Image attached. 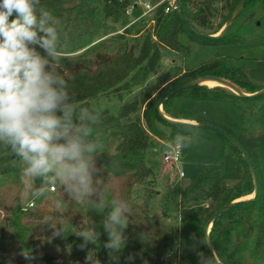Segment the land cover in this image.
Segmentation results:
<instances>
[{"label":"trees","instance_id":"1","mask_svg":"<svg viewBox=\"0 0 264 264\" xmlns=\"http://www.w3.org/2000/svg\"><path fill=\"white\" fill-rule=\"evenodd\" d=\"M240 1L179 0V3L180 11L192 27L215 35L228 22ZM253 1L245 3L221 35L204 37L190 30L177 10L165 0L155 10L151 18L152 30L146 34L136 53L124 42L128 35L140 32L135 29L137 25L146 22L145 18H139L143 12L141 5L133 8L132 15L126 13L134 0H41V7L59 21V51L82 50L77 56L81 58L79 61L66 67L58 65L57 71L69 80V91L74 95L75 104L94 110L99 117L90 137L97 146L94 155L119 139L117 149L122 156L124 173L110 174L97 166L101 170L99 178L106 199L109 202L123 199L130 204L129 223L124 229L126 241L119 254V264H200L197 253L211 256L210 246L217 254L218 264H264V130L253 133L255 123H264V92L257 93L264 89V84L250 78L243 59L221 56L184 70L176 77L169 72L157 74L163 49L188 56L197 45L243 42L247 31L242 28L243 24L254 20V13L242 15L245 7ZM218 17L220 20L215 24ZM108 21L120 23L123 32L97 41L116 31L112 25L107 26ZM109 28L113 29L109 31ZM201 77L227 80L248 94L243 96L218 85L192 84L167 98L162 104L163 113L173 119H190L225 130L242 150L216 131L223 142L222 154L229 144L242 175L239 181L229 185L224 176L209 175L204 168L201 169L180 188V203L193 209L183 212L179 221L174 223L166 208L160 206L156 210L150 205L157 191L146 181L155 171L146 163L145 157L150 148L157 147L152 136L160 133L158 124L169 126L173 131L184 126L203 127L168 121L158 109L168 90ZM138 85L142 86L141 93L124 101L116 112L110 109L96 111L90 104L91 100L106 93H131ZM178 96L229 102L234 107V117L243 126L236 129L200 110L176 111L172 108V101ZM140 108L142 115L133 118ZM243 151L252 162L258 184L256 196L247 200L239 198L253 193L255 182ZM22 171L10 147L0 143V264H86L87 252L93 249L101 264H117L109 259L108 250L103 246L107 241L102 227L106 213H97L66 193L63 196L71 211L50 202L39 208L23 210L21 201L26 177H22ZM36 181L41 182L40 179ZM137 188L145 190L141 200ZM227 205L209 227L216 212ZM46 217L49 218L47 223H56L57 227L65 224L68 234L49 239L53 230L46 224ZM85 221L101 235L98 245L88 244L82 250L79 245L83 239L74 232ZM25 251L33 258L26 259L22 254ZM129 256L132 259H128Z\"/></svg>","mask_w":264,"mask_h":264},{"label":"clouds","instance_id":"2","mask_svg":"<svg viewBox=\"0 0 264 264\" xmlns=\"http://www.w3.org/2000/svg\"><path fill=\"white\" fill-rule=\"evenodd\" d=\"M58 24V19L41 7V0H0V143L25 163L22 177L41 180L36 195L58 184L69 198L106 213L102 227L107 241L103 246L109 259L119 264L130 204L123 199L109 202L105 197L101 170L94 159L97 146L90 140L99 117L94 110L75 104L69 80L57 71L61 59ZM195 135L177 134L166 147H184ZM63 203L58 200L57 207ZM48 219L46 224L53 230L49 239L68 234L65 224L57 227L47 223ZM74 233L83 239L82 250L88 244L98 245L101 235L86 221ZM22 254L33 258L30 252ZM197 254L200 264H218L215 250L211 256ZM85 259L86 264H101L94 249Z\"/></svg>","mask_w":264,"mask_h":264},{"label":"rangeland","instance_id":"3","mask_svg":"<svg viewBox=\"0 0 264 264\" xmlns=\"http://www.w3.org/2000/svg\"><path fill=\"white\" fill-rule=\"evenodd\" d=\"M137 1L140 4L147 0ZM168 1L175 2V0ZM251 12L254 13V20H248L243 24L244 26L242 28L247 30L244 33L245 40L243 42L233 45H207L205 47L197 45L193 47L188 56H181L179 53L168 48L163 49L159 65L157 67V74L169 72L172 76L176 77L184 70L195 68L201 63L221 56L235 60L243 59L246 63V69L250 78L256 83L264 84V2L261 0H254L251 5L245 7L242 17ZM153 14L154 12L152 11L142 17L143 19H146L145 24H139L135 28L136 30L140 29V32L128 35L124 40L128 47L134 48L136 53H138L140 45L142 44L146 34L152 30L151 18ZM219 20V17L215 19V24H217ZM111 25L116 31L101 37L97 41L108 38L111 35L122 33L124 30L120 23L108 21L107 26ZM112 29L113 28H109V31ZM219 32L217 34H219ZM37 50L40 51L42 55L44 54L42 49L37 48ZM81 52L82 50L61 53L59 65L66 67L68 64L71 65L79 61L81 58L77 56ZM152 78L153 77H151L150 80ZM205 85H218L226 87L215 82L207 83ZM226 88L233 91L228 87ZM141 89L142 86L138 85L133 88L131 93L125 92L121 95L106 93L91 100L90 104L96 111H99L100 109H110L111 111L116 112L124 101L130 99L133 95H139L141 93ZM172 108L179 112H185L187 110H200L205 112L208 116L223 120L236 129H240L243 126V124L234 117L235 110L233 105L229 102L194 100L188 97L178 96L173 99ZM160 109L163 112V105ZM141 115L142 108H140L138 112L133 115V118ZM157 128L160 133L158 132L157 135L155 134L152 136L153 142L157 144V147L150 148L145 157L146 163L153 167L155 174L153 177H150V180L146 181V184L150 182L149 186L157 191V194L150 201V205L156 210L160 209V206L166 208L170 214V220L172 222L177 223L183 212L193 209L192 206H183L180 203V188L201 169L204 168L206 173L209 175L224 176L229 185H232L240 180V166L232 154L230 145H226V149L222 154L223 142L214 129L204 126L198 129L184 126L178 127L173 131L171 127L162 124H158ZM262 130H264V123H255L253 133L257 134ZM173 132L176 134H173ZM187 132L190 134L184 135L190 136L192 133H195L196 135L193 136L191 141L183 147L181 166H174L171 163L165 162L163 159L164 154L169 150L166 147L167 144L173 142L177 134L183 135V133ZM161 136L165 137L161 138ZM118 143L119 139L114 141L101 153L94 155V159L97 166L105 172L120 175L124 173V170L121 166L122 156L117 149ZM16 162L22 170L26 167L22 159L17 156ZM180 170L184 172V177H179ZM41 183L42 182H37L36 179L33 181L31 178L26 177V185L23 190L21 201L22 207L29 203L30 200H33L36 203L34 208L42 207L47 202L53 203L57 206V201L63 200V206L59 208L71 211V208L68 206L63 196V188L58 184L55 185V191H51L49 188V191L45 194L36 195V190L40 187ZM136 191L138 198L141 200L145 190L137 188ZM253 193L244 195L239 199H249L252 197L250 195ZM200 204L201 203L197 205Z\"/></svg>","mask_w":264,"mask_h":264},{"label":"water","instance_id":"4","mask_svg":"<svg viewBox=\"0 0 264 264\" xmlns=\"http://www.w3.org/2000/svg\"><path fill=\"white\" fill-rule=\"evenodd\" d=\"M248 0H241L239 2V4L236 6V8L234 9L230 19L228 20V22L225 24V26L221 29V31L219 32V34L217 35H212V34H206L200 30H197L195 29L194 27H192L190 25V23L188 22V20L186 19V17L182 14V12L180 11V3H179V0H175V9L177 10V13L180 17V19L188 26V28L190 30H192L193 32L199 34V35H202L204 37H216L218 35H221L226 29L227 27L231 24L232 20L237 16V14L240 12V10L242 9V7L245 5V3L247 2ZM214 81L215 83H218V84H221V85H224L230 89H232L235 93L237 94H240V95H247L246 93L240 91L237 87H235L233 84H231L229 81L227 80H224V79H221V78H216V77H201V78H198L196 80H193V81H189V82H185V83H182V84H179L177 86H174L173 88H171L170 90H168L164 95L163 97L161 98L160 102H159V106H158V109L160 111V113L162 114V116L167 119L168 121H171V122H174V123H182V124H196V125H202V126H207L209 128H212L214 129L215 131H218L220 133H222L223 135L227 136L229 139H231L233 141V143L240 149L242 150L241 146L239 143H237L231 135H229L225 130L221 129L220 127L218 126H215V125H212V124H206V123H203V122H197V123H192V122H185V121H182V120H178V119H170L168 118L167 115H165L162 110L160 109V107L162 106L163 102L169 98L171 95L175 94L177 91L183 89V88H186L188 87L189 85H192V84H207L208 82L207 81ZM261 92H264V89L257 92V93H261ZM256 93V94H257ZM16 155L13 154V157H15ZM243 156L245 157L246 161H247V164L250 168V170L252 171V174H253V177H254V182H255V190H254V195L249 198V199H252L256 196L257 194V189H258V184H257V180H256V177H255V173H254V169H253V166H252V162L251 160L249 159L248 155L243 151ZM244 200H247V199H244ZM234 203V202H233ZM231 203V204H233ZM229 204V205H231ZM225 206L223 208H221L219 211L216 212V214L213 216L211 222L209 223V227H211L212 225V221L217 218L219 215H221L226 209L227 207L229 206ZM208 233V232H207ZM211 248V251H213L212 247L210 246ZM219 262V261H218Z\"/></svg>","mask_w":264,"mask_h":264},{"label":"built area","instance_id":"5","mask_svg":"<svg viewBox=\"0 0 264 264\" xmlns=\"http://www.w3.org/2000/svg\"><path fill=\"white\" fill-rule=\"evenodd\" d=\"M165 0H157V1H151V0H147L143 3H140L137 1V0H134V3L127 7L126 9V13L128 15H132V12H133V8L136 6V5H141L143 7V12L142 14L140 15L139 18H142L144 17L146 14H148L149 12H155V10L157 9V7L162 4ZM170 5L175 8V2H170ZM138 19V18H137ZM135 20H133L130 24H132L133 22H135ZM182 150H183V147L181 148H176L175 150H171L169 149L167 152H165L164 154V161L167 162V163H171L173 164L174 166H179L180 167V164L182 162ZM185 174L183 171L180 170L179 172V177H184ZM51 191H55L56 190V186H51L50 187ZM54 189V190H53ZM36 205V203L32 200L30 201L29 203H27L26 205H24L22 208L23 210H28V209H31V208H34Z\"/></svg>","mask_w":264,"mask_h":264},{"label":"crops","instance_id":"6","mask_svg":"<svg viewBox=\"0 0 264 264\" xmlns=\"http://www.w3.org/2000/svg\"><path fill=\"white\" fill-rule=\"evenodd\" d=\"M179 120H182V121H185V122H192V123H197L196 121H194V120H190V119H179ZM236 158V157H235ZM236 160H237V158H236ZM238 161V160H237ZM239 163V162H238ZM180 166H181V164H180ZM239 166H240V164H239ZM240 172H241V175H242V171H241V167H240ZM241 178V177H240ZM30 201H32V200H30Z\"/></svg>","mask_w":264,"mask_h":264},{"label":"bare ground","instance_id":"7","mask_svg":"<svg viewBox=\"0 0 264 264\" xmlns=\"http://www.w3.org/2000/svg\"><path fill=\"white\" fill-rule=\"evenodd\" d=\"M207 82H208V83H211V82L214 83V81H210V80L207 81ZM168 118L172 119L171 117H168ZM253 195H254V194H252V195H250V196H253Z\"/></svg>","mask_w":264,"mask_h":264}]
</instances>
